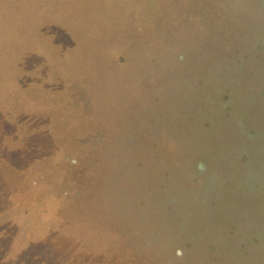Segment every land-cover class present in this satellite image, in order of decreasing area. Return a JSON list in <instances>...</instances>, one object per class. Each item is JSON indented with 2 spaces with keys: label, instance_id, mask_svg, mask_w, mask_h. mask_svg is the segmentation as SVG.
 Here are the masks:
<instances>
[{
  "label": "rangeland",
  "instance_id": "374dc122",
  "mask_svg": "<svg viewBox=\"0 0 264 264\" xmlns=\"http://www.w3.org/2000/svg\"><path fill=\"white\" fill-rule=\"evenodd\" d=\"M65 1L0 0V178L44 187L22 193L37 197L30 227H56L68 204L90 264H264L263 193L233 213L199 210L201 228L185 207L206 177L187 138L210 132L201 73L177 58L201 31L196 13L234 0ZM196 230L203 247L187 245Z\"/></svg>",
  "mask_w": 264,
  "mask_h": 264
},
{
  "label": "trees",
  "instance_id": "16d2710c",
  "mask_svg": "<svg viewBox=\"0 0 264 264\" xmlns=\"http://www.w3.org/2000/svg\"><path fill=\"white\" fill-rule=\"evenodd\" d=\"M248 1L250 5L256 3L259 21L252 18L249 8L243 9L240 0H234L233 7L230 3L228 12L225 7H202L196 13L201 31L189 40L185 54L177 58L186 70L201 73L194 95L206 114L203 117H207L203 130L210 132L187 138V144L201 154L198 168L206 175L201 194L186 201L188 212L195 214L188 224L191 228L208 225L198 218L199 210L205 214L215 210L233 213L238 208L235 200H255L264 194V154L262 160L257 155L264 151V0ZM187 120L193 121L191 117ZM211 156L219 158L226 169L223 166L220 170L221 164L210 161ZM1 173L0 264H90L88 238L74 232L67 218L69 205L64 206L56 227L41 224L33 229L29 219L38 211L37 197L26 198L22 193L27 190L38 194L44 187L37 181L34 185L41 189L13 185L11 173ZM43 207L49 210L48 205ZM245 210V217L255 213L254 206ZM247 224L255 227L252 219ZM204 235L199 230L187 233V245L203 247L200 242L209 241ZM231 256L241 259L239 254Z\"/></svg>",
  "mask_w": 264,
  "mask_h": 264
}]
</instances>
